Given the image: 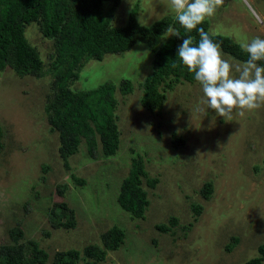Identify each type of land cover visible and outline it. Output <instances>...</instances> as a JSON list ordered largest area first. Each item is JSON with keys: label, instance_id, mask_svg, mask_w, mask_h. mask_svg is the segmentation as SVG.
<instances>
[{"label": "rangeland", "instance_id": "obj_1", "mask_svg": "<svg viewBox=\"0 0 264 264\" xmlns=\"http://www.w3.org/2000/svg\"><path fill=\"white\" fill-rule=\"evenodd\" d=\"M109 5L101 3L103 14ZM135 5L137 23L140 17L150 25L176 16L169 0H120L110 24L123 25ZM205 20L208 33L237 44L264 39V0H224ZM168 27L159 41L173 37ZM24 36L37 49L43 73L19 76L11 66L0 70L2 253L9 246L27 253L33 242L46 254L41 264H52L55 253L70 249L79 253L74 264H243L259 255L257 247L264 245V105L244 117L234 111L231 120L212 109L201 115L196 108L202 86L195 79H179L168 87L158 84L159 107L145 109L142 82L152 70L153 52L137 41L126 51L85 60L68 82L72 91L114 84L118 143L106 154L96 138L91 155L80 139L64 166L58 133L44 111L53 91V40L43 37L34 22L25 26ZM221 51L233 66L230 75L238 78L235 67L245 61ZM123 80L130 83L126 93L120 91ZM137 156L145 171L140 179L147 204L134 217L120 207L117 194ZM147 178L156 182L149 186ZM204 184L210 185L206 198ZM113 225L123 235L116 249H107L101 235ZM13 230L21 233L16 241L10 238ZM86 247L96 248L98 258L84 255Z\"/></svg>", "mask_w": 264, "mask_h": 264}, {"label": "trees", "instance_id": "obj_2", "mask_svg": "<svg viewBox=\"0 0 264 264\" xmlns=\"http://www.w3.org/2000/svg\"><path fill=\"white\" fill-rule=\"evenodd\" d=\"M103 1L110 2L104 14L100 9ZM119 2L120 0H0V70L11 66L19 76L42 75L43 65L39 53L24 36V28L29 23H37L41 35L53 40V91L46 98L44 111L50 128L58 133V151L64 166H67L66 159L77 149L80 139L84 140L91 155L95 151L96 138L106 154L113 153L118 143L113 114L116 104L113 97L114 84L105 81L92 89L80 91H72L68 87V82L77 77V69L85 60H100L105 54L128 50L137 41L144 43L153 52L152 70L142 82L143 93L140 97L141 105L148 110L159 107L163 99V93L157 89L158 84L168 87L179 79L190 82L195 79L194 73H190L177 56L176 43H182L187 36H192L193 45L198 46V31L194 29L187 32L179 25L176 16L172 19L162 17L147 28L141 27L136 20V5L128 11L123 25H111L112 15ZM168 25L179 30L181 35L161 42L160 37ZM199 28L208 33L207 21L198 25L197 29ZM208 34L214 43L220 45L221 50L233 58L241 61L248 59V54L229 37ZM257 63L264 66V61ZM166 77L172 79L165 81ZM129 90V81H121L120 91L126 93ZM1 138L0 127V150ZM144 174L140 157L131 158L128 173L119 185L117 202L134 217L141 216L147 204L145 193L141 189L140 176ZM75 180L82 183L80 179ZM154 182L155 178H147L145 181L149 186ZM209 190L210 185L204 184L203 197H208ZM61 205L65 210V205ZM61 214L64 215V212ZM54 224L60 225L61 222ZM20 235L19 230L10 232L13 241ZM122 235L118 227L111 226L101 235L104 247L116 249L121 243ZM226 247L229 248L227 245ZM19 248L9 246L6 253H2L0 248V264H41L46 259V254L36 248L33 242L29 243L27 253ZM257 252L258 256L249 258L243 264H261L264 260V245H258ZM83 253L87 257L98 258L94 247L84 248ZM78 254L73 249L63 254L55 253L52 264H74Z\"/></svg>", "mask_w": 264, "mask_h": 264}, {"label": "clouds", "instance_id": "obj_3", "mask_svg": "<svg viewBox=\"0 0 264 264\" xmlns=\"http://www.w3.org/2000/svg\"><path fill=\"white\" fill-rule=\"evenodd\" d=\"M224 0H169L179 25L187 32L194 29L200 37L198 46L193 45L194 38L187 36L177 49L183 66L194 73L195 80L202 86L203 97L196 108L197 113L206 115V109H212L224 119L231 120L234 111L244 117L246 112L259 109L264 105V39L259 37L251 41H238L239 47L248 54V59L235 67L238 78L230 75L233 66L223 54L218 43H214L203 29H197L206 18L213 17ZM141 27H149L147 20L138 18ZM168 36L180 37L174 27L166 29ZM200 105H203L201 107Z\"/></svg>", "mask_w": 264, "mask_h": 264}]
</instances>
